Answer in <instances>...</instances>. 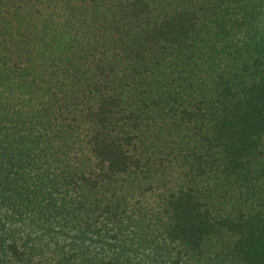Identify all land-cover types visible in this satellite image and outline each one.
<instances>
[{"label": "trees", "instance_id": "trees-1", "mask_svg": "<svg viewBox=\"0 0 264 264\" xmlns=\"http://www.w3.org/2000/svg\"><path fill=\"white\" fill-rule=\"evenodd\" d=\"M0 264H264V0H0Z\"/></svg>", "mask_w": 264, "mask_h": 264}]
</instances>
